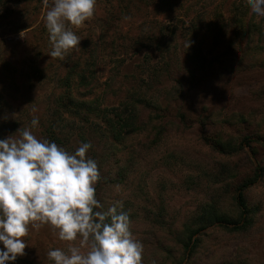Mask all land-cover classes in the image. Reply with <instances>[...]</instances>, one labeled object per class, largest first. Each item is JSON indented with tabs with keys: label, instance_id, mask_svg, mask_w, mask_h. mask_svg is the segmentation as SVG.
I'll list each match as a JSON object with an SVG mask.
<instances>
[{
	"label": "rangeland",
	"instance_id": "374dc122",
	"mask_svg": "<svg viewBox=\"0 0 264 264\" xmlns=\"http://www.w3.org/2000/svg\"><path fill=\"white\" fill-rule=\"evenodd\" d=\"M46 11L43 0H0V138L30 129L50 141L52 122L65 150L90 142L97 211L123 203L142 264H264V17L247 0H96L92 18L68 25L81 40L60 60L47 54ZM70 74L79 87L67 102L79 110L53 115ZM114 109L134 116L121 139L103 128ZM257 166L242 216L236 188ZM210 208L218 221L187 255V233ZM23 239L15 264H54L50 250L80 247L49 225Z\"/></svg>",
	"mask_w": 264,
	"mask_h": 264
},
{
	"label": "clouds",
	"instance_id": "9594fccd",
	"mask_svg": "<svg viewBox=\"0 0 264 264\" xmlns=\"http://www.w3.org/2000/svg\"><path fill=\"white\" fill-rule=\"evenodd\" d=\"M247 3L253 14L264 17V0ZM43 5L47 54L64 60L81 40L68 25L79 28L92 18L96 0H43ZM30 123L36 127L39 118ZM89 148L90 142H82L69 152L30 129L15 139L0 138V264H15L25 255L29 225L37 230L49 225L60 240L79 236L80 247L87 246L86 254L75 246L67 252L50 250L54 264H142L143 244L133 237L129 214L119 210L123 203L94 211L101 207L94 186L100 173L97 162L86 156Z\"/></svg>",
	"mask_w": 264,
	"mask_h": 264
},
{
	"label": "trees",
	"instance_id": "16d2710c",
	"mask_svg": "<svg viewBox=\"0 0 264 264\" xmlns=\"http://www.w3.org/2000/svg\"><path fill=\"white\" fill-rule=\"evenodd\" d=\"M233 8L235 9V5H234V2L232 1L229 3V5L226 8V10L229 12L228 15L230 17H231L230 12H231V9H233ZM228 20H230L229 17L226 18L225 21H228ZM200 21H201L200 18L197 19L196 23L191 20V23L189 22V24H188L190 26V29L196 28L198 26V22H200ZM240 27L241 28L243 27L242 21L240 23ZM219 28H221V27H219ZM219 28H217V31H219ZM77 75L80 76L79 74H77ZM72 77H73L72 74L67 75L65 77L66 83L64 84V86H65L64 91L63 92L60 91L57 93V96L55 97V107L53 108V111H52L53 115L57 114V116H58L59 114H61L62 110H63V112H69L70 110H74V111L79 110V108L76 110V107L78 106V104H80V102H76V104L74 103L72 105L68 103L69 101L74 99L75 89L79 87L78 85H76L75 83H72V81L69 80ZM80 77H82V76H80ZM80 101H81V105L84 106L85 105L84 100H80ZM114 111H115L114 112L115 114L113 116L117 117V120L116 121L113 120L112 119L113 116H110V117L107 116V118H104L105 120L103 122L105 123V126L103 128L105 131L111 133L112 136H114V138H118V139L120 138L121 139L122 134H124L123 129L135 127V124H132V118L134 116L129 115L126 118H123L121 115L117 114L118 112L115 109H114ZM110 113H111V111H110ZM103 117H106V116H103ZM56 119H57V117H56ZM83 122H85V120H83ZM95 125L96 126L100 125V122H98L96 120ZM49 126H50V128L47 130L48 137H49L51 142H53V141L57 142L58 138H57L56 133H55L54 123L50 122ZM99 129H102V128H99ZM256 139H259V138H256ZM250 140H253V139H251L249 137H244V139L242 140V144H249ZM261 174H262V168L260 166H257L255 177L251 180L243 181L236 188L235 200H236L239 212L242 216H244L248 210L247 204L245 203V199L243 196V191L247 186H249ZM96 188L97 187H95V190H96ZM215 210H216L215 208H213V210L210 208L207 211V213L204 214V216H201V218H200V221L202 222L201 226L197 227L195 229H190V231L187 233L186 240L183 242V246H184V249H185L187 255H190L191 253H193L194 249L197 246L198 240L196 237H195L196 239L194 238V240H193L194 234H196L200 229L206 227V225H210V224L214 223L215 221L216 222L218 221L217 220L218 219L217 218L218 217L217 212H215ZM94 211H97V209H94ZM242 219H244V217ZM223 223L224 222H219V224H221L222 226L228 225L226 223H224V224ZM244 226L245 225L241 224V227H244Z\"/></svg>",
	"mask_w": 264,
	"mask_h": 264
},
{
	"label": "water",
	"instance_id": "95a60500",
	"mask_svg": "<svg viewBox=\"0 0 264 264\" xmlns=\"http://www.w3.org/2000/svg\"><path fill=\"white\" fill-rule=\"evenodd\" d=\"M229 225H233V224H229ZM208 227H206V228H202V229H200V231L199 232H202V231H204V230H206ZM199 232H197L196 234H194V236H193V240H194V238L198 235V233Z\"/></svg>",
	"mask_w": 264,
	"mask_h": 264
}]
</instances>
